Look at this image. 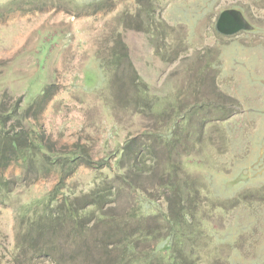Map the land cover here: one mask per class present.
Listing matches in <instances>:
<instances>
[{
  "label": "rangeland",
  "instance_id": "1",
  "mask_svg": "<svg viewBox=\"0 0 264 264\" xmlns=\"http://www.w3.org/2000/svg\"><path fill=\"white\" fill-rule=\"evenodd\" d=\"M223 11L247 28L219 32ZM148 25L166 33L168 51L160 38L157 52L144 32ZM124 48L127 62L116 69L110 54ZM137 76L153 97L178 99L180 107L210 96L213 78L239 101L232 118L219 117L204 133L192 134L194 147L182 168L201 179L198 264H264V0H0V105L10 113L22 100L20 115L34 106L27 118L12 117L7 127L21 123L44 137L55 162L43 172L16 162L0 169L16 186L0 196V264H113L117 253L102 238L108 229L95 217L75 235L68 223L54 224L53 216L43 214L63 175L59 197L84 195L107 176L115 178L108 168L67 165V154L83 156L86 147L94 161L115 162L127 138L146 128L166 133L163 125L155 128L160 121L154 113L137 112L131 96ZM162 122L172 125L167 116ZM198 123L196 118L193 126ZM161 143L166 151L167 140ZM172 152L187 154L181 144ZM129 206L126 195L110 211L122 218ZM155 209L163 212L166 205ZM36 222L53 228L37 233Z\"/></svg>",
  "mask_w": 264,
  "mask_h": 264
},
{
  "label": "trees",
  "instance_id": "2",
  "mask_svg": "<svg viewBox=\"0 0 264 264\" xmlns=\"http://www.w3.org/2000/svg\"><path fill=\"white\" fill-rule=\"evenodd\" d=\"M151 26L148 25L144 32L153 37L150 39L152 42L157 43V52L160 53L161 45L168 51L167 43H162L166 33L163 32L162 36L154 32V29L152 31ZM160 38L162 44L158 41ZM126 50L127 48L117 49L110 54L112 60L110 63L114 64L116 69L124 65L125 60L127 62ZM165 54L164 59L170 62ZM132 68L134 69L133 66ZM135 75L138 73L135 72ZM137 80L134 81V86L133 80L130 84L134 88L131 96L137 112L146 116L154 113L160 121L155 128L160 129L159 126L163 125L165 128L162 129L166 133H151V130L146 128L143 134L127 138L121 149V156L115 162L109 159L94 161L86 147L82 149L83 156L77 155V152L67 154L65 160L67 165L76 162H78L76 165H79L82 162L83 165L92 168H108L115 178L109 179L112 176H107L84 195L62 193V197H59L66 178V175H63L61 181L49 193V202L43 216L46 217L48 214L53 216L54 224L60 221L61 224L68 223L73 227L75 235H80L79 230L82 231L83 223H90L89 217H95L99 225L108 229L102 238L105 244L112 248L111 251L117 253L116 257L112 255L113 264H198L201 261L200 254L196 252L198 237L200 233L204 234L201 221L196 214V201L201 187L198 184H201V179L184 171L183 157L191 155L188 151L194 147L193 135L204 133L205 127L211 121H219V117H222V120L232 118L240 112L241 105L235 97L217 88L215 78L212 79L214 86L210 96L199 98L198 102H190L187 107H180L178 99L175 103L164 97H153L145 81L139 76ZM117 85H123L122 80H119ZM44 98V101H48V93ZM225 100L231 104L230 110ZM21 103L22 100L10 113L4 111L3 101L0 105V169L6 170L16 162L26 166L30 171L36 168L43 172L44 166H48L45 170L50 171L55 162L53 148L47 144L46 139L23 130L21 123L10 129L7 127L12 117L16 122H21L20 119L27 118L28 113L34 108L31 105L25 111V115H20ZM164 116L169 117L172 125L163 124ZM196 118L200 123L195 127L193 124ZM191 129H195L193 133ZM177 130L180 133L183 131V134H177ZM164 140H167L166 151L161 143ZM199 142L198 139L196 148ZM179 144L184 146L187 154L175 152L180 154L176 156L177 160L172 148L177 150ZM114 164L117 171L113 169ZM3 173L0 171V196H5L16 188L15 181ZM126 195L130 197V206L123 212L124 215L121 213L123 215L121 218L116 210L110 211V205L119 202L120 198ZM54 201L56 203H53ZM163 202L166 209L159 213L155 207H161ZM60 216L63 218H59ZM37 222V233L46 226L53 228V223L47 225L43 222L40 227L38 224L40 221ZM155 243H158V246L154 245ZM143 244L147 250L144 248L141 251L138 248ZM165 250L170 251L168 258L163 255Z\"/></svg>",
  "mask_w": 264,
  "mask_h": 264
},
{
  "label": "water",
  "instance_id": "3",
  "mask_svg": "<svg viewBox=\"0 0 264 264\" xmlns=\"http://www.w3.org/2000/svg\"><path fill=\"white\" fill-rule=\"evenodd\" d=\"M232 13L231 11H227V12H223L217 22L216 28L219 32L226 34V35H230L235 33L236 31L240 30V29H245L247 28V25L245 23L244 20H241L238 16H237V21L231 25H226L225 21L227 19V15Z\"/></svg>",
  "mask_w": 264,
  "mask_h": 264
},
{
  "label": "flooded vegetation",
  "instance_id": "4",
  "mask_svg": "<svg viewBox=\"0 0 264 264\" xmlns=\"http://www.w3.org/2000/svg\"><path fill=\"white\" fill-rule=\"evenodd\" d=\"M223 12H227V11H223ZM221 14L218 17L217 22H218V20H219V18L221 16ZM236 21H237V16H235L233 13H230V14L227 15V19L225 21V24L226 25H231V24L235 23ZM216 25H217V23H216Z\"/></svg>",
  "mask_w": 264,
  "mask_h": 264
}]
</instances>
